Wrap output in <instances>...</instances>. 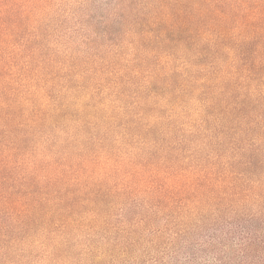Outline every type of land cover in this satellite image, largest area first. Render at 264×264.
Returning a JSON list of instances; mask_svg holds the SVG:
<instances>
[{
  "label": "rangeland",
  "instance_id": "obj_1",
  "mask_svg": "<svg viewBox=\"0 0 264 264\" xmlns=\"http://www.w3.org/2000/svg\"><path fill=\"white\" fill-rule=\"evenodd\" d=\"M260 204L264 0H0V264H216Z\"/></svg>",
  "mask_w": 264,
  "mask_h": 264
},
{
  "label": "trees",
  "instance_id": "obj_2",
  "mask_svg": "<svg viewBox=\"0 0 264 264\" xmlns=\"http://www.w3.org/2000/svg\"><path fill=\"white\" fill-rule=\"evenodd\" d=\"M257 209L260 210L252 215L236 213V218L226 221L229 229L224 236H229L231 248L221 242L222 237H210L215 243L209 254L212 258L214 256L216 264H264V204L258 205ZM218 243L221 246L218 245L220 248L217 249Z\"/></svg>",
  "mask_w": 264,
  "mask_h": 264
}]
</instances>
